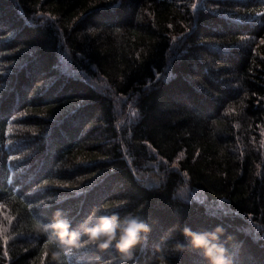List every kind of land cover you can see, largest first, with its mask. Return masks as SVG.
I'll return each mask as SVG.
<instances>
[{
    "label": "trees",
    "instance_id": "trees-1",
    "mask_svg": "<svg viewBox=\"0 0 264 264\" xmlns=\"http://www.w3.org/2000/svg\"><path fill=\"white\" fill-rule=\"evenodd\" d=\"M102 205L131 260L85 242ZM217 225L264 264V0H0V264H208Z\"/></svg>",
    "mask_w": 264,
    "mask_h": 264
},
{
    "label": "clouds",
    "instance_id": "clouds-1",
    "mask_svg": "<svg viewBox=\"0 0 264 264\" xmlns=\"http://www.w3.org/2000/svg\"><path fill=\"white\" fill-rule=\"evenodd\" d=\"M107 207L108 205H102L95 209L92 216L79 226L87 235L85 242L94 244L100 250L114 246L124 261L131 260L133 246L140 241L143 234L149 231V226L136 215L121 216L118 212H112L110 215L102 214V210ZM55 215L59 216V211ZM91 219H96V223L92 224ZM48 227L61 229L62 231L59 233L61 236L69 235V245L79 246L77 242L81 233L75 230L69 233V225L66 221L56 219L50 225H45V228ZM183 232L190 237L191 245L203 252L208 264H232L226 255L225 247L220 243V236L223 232L221 226L217 225L214 229L204 232H194L185 227ZM177 248L183 250L184 246L178 244ZM161 264H163V260Z\"/></svg>",
    "mask_w": 264,
    "mask_h": 264
}]
</instances>
